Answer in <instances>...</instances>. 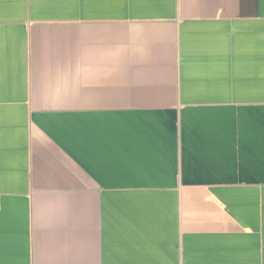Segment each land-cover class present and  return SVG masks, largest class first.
<instances>
[{
  "label": "crops",
  "instance_id": "obj_1",
  "mask_svg": "<svg viewBox=\"0 0 264 264\" xmlns=\"http://www.w3.org/2000/svg\"><path fill=\"white\" fill-rule=\"evenodd\" d=\"M0 264H264V0H0Z\"/></svg>",
  "mask_w": 264,
  "mask_h": 264
}]
</instances>
